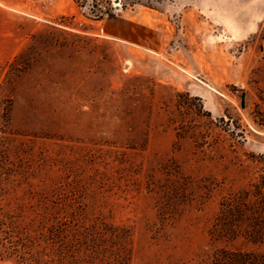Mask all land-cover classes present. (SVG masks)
I'll return each instance as SVG.
<instances>
[{
  "label": "rangeland",
  "instance_id": "374dc122",
  "mask_svg": "<svg viewBox=\"0 0 264 264\" xmlns=\"http://www.w3.org/2000/svg\"><path fill=\"white\" fill-rule=\"evenodd\" d=\"M92 1L0 0V264L264 253L215 231L264 202V0H123L153 49L79 26Z\"/></svg>",
  "mask_w": 264,
  "mask_h": 264
},
{
  "label": "trees",
  "instance_id": "16d2710c",
  "mask_svg": "<svg viewBox=\"0 0 264 264\" xmlns=\"http://www.w3.org/2000/svg\"><path fill=\"white\" fill-rule=\"evenodd\" d=\"M260 50L262 52L264 50L262 44L260 45ZM4 168L3 156L0 155V179L2 177H10L7 176V172L2 171ZM251 197L255 198V202H249V200H253L250 199ZM259 197L260 192L258 194H255L253 191L244 192L240 198H235V200L239 202V204L235 203V213L231 212V208L228 205H225L227 211H224L226 208L223 203L222 211L219 213L215 222V231L216 234H219L218 238L220 240H230L231 242L237 240V238L243 237L253 245L264 247V202L262 199L259 200ZM251 204H257L254 207L258 210V216H250ZM251 257L253 259H251ZM260 257L262 261L256 260ZM246 258L247 259L238 258L237 255L230 254V252L224 254L219 253V256L217 255V261L219 262H213V264H264V253H250Z\"/></svg>",
  "mask_w": 264,
  "mask_h": 264
},
{
  "label": "crops",
  "instance_id": "0c3cea01",
  "mask_svg": "<svg viewBox=\"0 0 264 264\" xmlns=\"http://www.w3.org/2000/svg\"><path fill=\"white\" fill-rule=\"evenodd\" d=\"M159 16H161L159 11L139 8L134 10L130 18L125 15V11L113 12L102 20L101 30L94 31L92 34L97 33L113 40L131 42L137 46L153 49V44L156 45L157 26L152 25V20L158 19Z\"/></svg>",
  "mask_w": 264,
  "mask_h": 264
},
{
  "label": "built area",
  "instance_id": "2783aa9c",
  "mask_svg": "<svg viewBox=\"0 0 264 264\" xmlns=\"http://www.w3.org/2000/svg\"><path fill=\"white\" fill-rule=\"evenodd\" d=\"M123 0H110L109 2H97V4H93L91 2V8H88L89 4H79L78 5V14L73 15V19L76 20L79 26H84L87 23V18L92 21H100L103 16H107L113 12H119L124 7ZM94 8L96 10L95 13L89 15L91 9ZM82 16V17H80ZM84 17V18H83Z\"/></svg>",
  "mask_w": 264,
  "mask_h": 264
}]
</instances>
